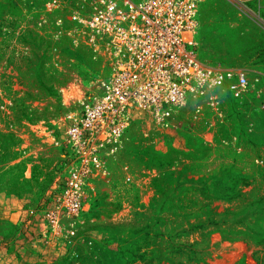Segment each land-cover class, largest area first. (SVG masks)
Masks as SVG:
<instances>
[{
    "label": "rangeland",
    "instance_id": "1",
    "mask_svg": "<svg viewBox=\"0 0 264 264\" xmlns=\"http://www.w3.org/2000/svg\"><path fill=\"white\" fill-rule=\"evenodd\" d=\"M20 4L0 0V85L16 118L36 122L59 111L55 86L77 75L89 78L98 65L87 52L63 45L57 52L66 71L51 73L45 63L55 47L22 28ZM201 18L200 58L259 75L264 99V0H205ZM22 46L31 55L18 56ZM236 109L234 123L221 135L238 134L241 153L205 144L203 129L186 115L174 133L136 122L111 158L109 175L98 181L89 213L60 235L43 234L42 215L60 151L34 138L38 157L28 178L27 160L17 161L19 140L0 134V264H264V246L244 233L216 231L264 236V163L256 161L264 159V109H253V132ZM160 190L168 192L166 198ZM179 239L194 248L192 259L173 253Z\"/></svg>",
    "mask_w": 264,
    "mask_h": 264
},
{
    "label": "built area",
    "instance_id": "2",
    "mask_svg": "<svg viewBox=\"0 0 264 264\" xmlns=\"http://www.w3.org/2000/svg\"><path fill=\"white\" fill-rule=\"evenodd\" d=\"M37 1L21 0L18 14L24 30L54 45L55 53L45 63L49 71H66L57 52L63 45L87 52L98 65L89 78L77 75L55 86L52 99L59 111L36 122L16 118L14 103L0 85V134L19 140L22 156L17 161L27 160L26 177H32L38 157L31 147L34 138L61 154L43 207V234L60 235L89 213L98 181L109 175L111 158L140 120L157 131L174 133L186 115L203 129L205 144L243 151L240 136H223L221 129L231 125L235 105L247 129L255 130L253 109H264L261 79L243 68L200 58L205 0ZM17 55L29 56L31 49L22 46ZM256 161L264 163L260 157Z\"/></svg>",
    "mask_w": 264,
    "mask_h": 264
},
{
    "label": "trees",
    "instance_id": "3",
    "mask_svg": "<svg viewBox=\"0 0 264 264\" xmlns=\"http://www.w3.org/2000/svg\"><path fill=\"white\" fill-rule=\"evenodd\" d=\"M235 109H236L235 107H232V110H231L230 118H231L232 121L234 120V110ZM232 123H234V121ZM244 181H246V180H244ZM160 183H162V181H160ZM241 185H246V182H242ZM162 188H164V187H162ZM159 195L161 196V198H166L167 195H168V192L160 190L159 191ZM230 199L232 200L234 198H230ZM259 230H261V229L259 228ZM216 231H218L220 233H223V234L224 233H228L229 235H234V236L244 233L257 246H260V245L264 246V236L261 235L260 233H257V232H247V231L241 230V229H239V230H229V232H226L225 230H219V229H217ZM210 232H212V231H210ZM179 234H180V232H178L177 235H175V237L176 238H179V237L181 238V235H179ZM170 252H172V251H170ZM173 253L180 254V255H186L187 257H189V259H192V254L195 253V250H194V248L191 245L186 244L181 239H179V242H176L174 240Z\"/></svg>",
    "mask_w": 264,
    "mask_h": 264
}]
</instances>
